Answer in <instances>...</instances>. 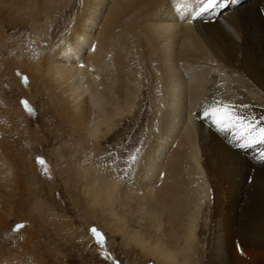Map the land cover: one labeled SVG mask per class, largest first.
<instances>
[{"label":"bare ground","instance_id":"obj_1","mask_svg":"<svg viewBox=\"0 0 264 264\" xmlns=\"http://www.w3.org/2000/svg\"><path fill=\"white\" fill-rule=\"evenodd\" d=\"M26 41L32 50L19 48ZM1 53L14 61L1 64L0 76L12 81L8 92L32 103L36 95L48 134H76L82 146L103 142L122 120L132 121L144 92L161 108L153 111L155 140L129 178L134 187L121 186L102 163L77 171L89 203L103 217L117 216L110 232L141 220L129 236L141 257L155 264H264V192L246 189L242 177L244 165L264 171V143L245 138L264 122V0H0ZM93 107L97 116L90 121ZM131 143L120 152L123 159ZM6 149L0 146L2 211L23 190ZM55 168L47 169L51 181ZM254 197L261 204L257 223L247 218ZM204 198L209 223L200 243ZM22 207L19 201L13 208L15 221ZM6 225L0 216V239ZM254 229L257 243L241 237ZM5 254L0 247V264H20L23 256Z\"/></svg>","mask_w":264,"mask_h":264},{"label":"rangeland","instance_id":"obj_2","mask_svg":"<svg viewBox=\"0 0 264 264\" xmlns=\"http://www.w3.org/2000/svg\"><path fill=\"white\" fill-rule=\"evenodd\" d=\"M12 44V42L8 43L10 53L12 52ZM18 46L21 47V50H32L28 41L20 43ZM33 56L35 57L36 54H33ZM9 58L6 53L0 54V72L2 70L1 64L5 65L6 62H9V65H14L11 64L14 61L9 60ZM3 60L5 63H3ZM139 74H141V71ZM8 77L5 75L0 76V146L7 147L8 163L13 175L18 176V179L20 178L19 181L23 187L20 184L19 186L23 190H15L13 195L16 197L8 198L12 202L11 208L7 207L8 211H2L3 208L0 210V216L4 218L7 224L4 234H2L3 238L0 239V247L6 253L5 257L15 256L16 254L22 256L21 253H23V260L19 256L20 264H31L30 261L32 260L36 264H155L151 258L141 257L143 253H141L140 247L134 245L135 243L129 239L131 231L135 230V226L138 225L136 221L141 220L136 216L133 218L131 226L127 227L125 225L123 232H110L109 224L113 222L114 226L117 225V216H113L114 218L112 216L103 217L101 209L89 203V189L85 187L81 180V182L79 181L77 171L88 165L96 167L97 164L102 163V166L103 164L106 165L103 167H110L114 171L115 177L121 186L131 184L134 187L132 180H129V178L132 176L131 173L136 167L137 160L143 153L145 145L153 139L155 128L153 125L155 122H152L154 121L152 120L153 111L161 108L153 103L154 100L151 102L152 104L150 101L148 102L147 92H144L139 96V103L135 108L132 121L122 120L116 127L114 134H109L108 141H106L107 137L103 142L92 143V141H88L82 146L76 134H48L46 121H42L44 123L42 124L40 119L41 114L38 108L42 107V104L39 102L38 97L34 95L35 103H32L23 96L24 94L13 96L12 93L8 92L9 84L12 82H9ZM144 80L146 85L147 80ZM19 82L22 83L21 80ZM143 89L142 87L141 90ZM45 97L47 98V96H44L41 99L43 100ZM186 104L185 107H182L185 115L188 114L189 109L188 103ZM35 105L37 108H35ZM93 109L90 121H92L93 116L95 118L97 116V108L93 107ZM8 110L18 111L12 116ZM22 112H24V115L27 114L26 117L22 116ZM208 113L207 116L210 115V112ZM186 119H188V115H186ZM189 120H186V122L188 121L190 124ZM261 130H264V122L257 126L255 134L245 135L247 142L252 143L256 140L264 143V134ZM56 135L58 138H55ZM128 143H131L129 155L123 159L120 152ZM57 147L58 152H55ZM99 152L101 153L99 154ZM59 156H62L61 159H58ZM260 162L256 161L252 164L259 166ZM56 164L59 169L55 168L54 173L56 176L54 175L51 181L47 169L54 168ZM243 168H246L243 170L246 171L242 176L244 187L252 192L256 191V194L257 192L259 194L263 193L264 171H254L247 165H244ZM71 175L73 178L70 177ZM63 176L65 178L61 179ZM66 176L70 178L66 179ZM192 190L194 193L191 196L195 198L198 192L193 187ZM28 194L33 195V197L30 198ZM17 199L23 204V207L19 210V217L15 221L14 211L19 202ZM251 200L255 203L249 201L248 205L254 207V214H249L247 218L250 219L251 223H257L262 218L260 213H257L261 209L260 200L257 197ZM25 208L29 211L28 215H24L22 209ZM141 214H143V211ZM197 215L199 241L201 243L208 234L209 204L206 198L202 199ZM99 221L100 223H98ZM18 225L21 227L18 228ZM11 226L13 227L10 231L9 227ZM246 227V230L250 229L249 226ZM93 228L100 233L102 239L91 232ZM20 229H26V232L19 234L17 231ZM255 230H253L254 234L247 233L246 235L242 231L240 235L249 242L257 243L260 241V232ZM234 234L239 235L236 231H234ZM104 249L108 251L104 253Z\"/></svg>","mask_w":264,"mask_h":264},{"label":"snow or ice","instance_id":"obj_3","mask_svg":"<svg viewBox=\"0 0 264 264\" xmlns=\"http://www.w3.org/2000/svg\"><path fill=\"white\" fill-rule=\"evenodd\" d=\"M262 134H264V130H261ZM41 163H43V161H41ZM18 228L21 227L20 225L17 226ZM91 232L95 235V236H100V233L97 232L96 229H91ZM100 238L102 239V236H100Z\"/></svg>","mask_w":264,"mask_h":264}]
</instances>
